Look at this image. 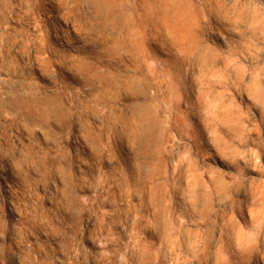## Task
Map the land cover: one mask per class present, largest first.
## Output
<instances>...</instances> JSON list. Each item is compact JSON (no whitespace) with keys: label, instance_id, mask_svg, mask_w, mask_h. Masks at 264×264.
<instances>
[{"label":"rangeland","instance_id":"rangeland-1","mask_svg":"<svg viewBox=\"0 0 264 264\" xmlns=\"http://www.w3.org/2000/svg\"><path fill=\"white\" fill-rule=\"evenodd\" d=\"M0 264H264V0H0Z\"/></svg>","mask_w":264,"mask_h":264}]
</instances>
